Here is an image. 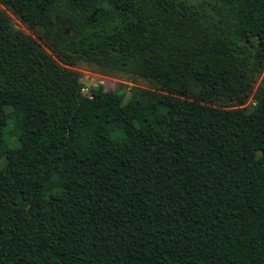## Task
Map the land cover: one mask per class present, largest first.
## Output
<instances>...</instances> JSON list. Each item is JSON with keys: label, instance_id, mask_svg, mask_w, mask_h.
I'll list each match as a JSON object with an SVG mask.
<instances>
[{"label": "trees", "instance_id": "obj_1", "mask_svg": "<svg viewBox=\"0 0 264 264\" xmlns=\"http://www.w3.org/2000/svg\"><path fill=\"white\" fill-rule=\"evenodd\" d=\"M205 2L0 0V264H264V0Z\"/></svg>", "mask_w": 264, "mask_h": 264}, {"label": "rangeland", "instance_id": "obj_2", "mask_svg": "<svg viewBox=\"0 0 264 264\" xmlns=\"http://www.w3.org/2000/svg\"><path fill=\"white\" fill-rule=\"evenodd\" d=\"M191 1L193 3H202L204 0ZM208 2L213 3V0H206L205 5L209 7V10L215 17H221L217 9L212 7L211 3L207 4ZM0 7L3 8V5L0 4ZM15 21L19 28L25 30L28 33H32L18 18H15ZM74 68L82 73V86L88 88L85 91L86 94H90L92 90L97 89L98 87H103L106 90L120 89L125 94V99L128 100L131 97L137 96L140 90L152 88V85L144 78L123 72H115L113 74L103 73V71H101L95 65H90L86 62H81L74 66ZM261 81L264 82V72L260 76L259 82ZM253 103L254 101L251 98L246 105ZM5 162V159H1L0 165L3 166Z\"/></svg>", "mask_w": 264, "mask_h": 264}, {"label": "built area", "instance_id": "obj_3", "mask_svg": "<svg viewBox=\"0 0 264 264\" xmlns=\"http://www.w3.org/2000/svg\"><path fill=\"white\" fill-rule=\"evenodd\" d=\"M86 89H88V88L83 87V88H82V92L85 93ZM85 94H86V93H85ZM87 95H90V96L92 97L91 92H90V94H87Z\"/></svg>", "mask_w": 264, "mask_h": 264}]
</instances>
